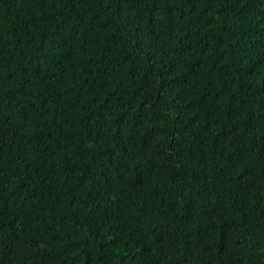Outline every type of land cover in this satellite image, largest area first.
I'll list each match as a JSON object with an SVG mask.
<instances>
[{
  "label": "trees",
  "instance_id": "trees-1",
  "mask_svg": "<svg viewBox=\"0 0 264 264\" xmlns=\"http://www.w3.org/2000/svg\"><path fill=\"white\" fill-rule=\"evenodd\" d=\"M0 264H264V0H0Z\"/></svg>",
  "mask_w": 264,
  "mask_h": 264
}]
</instances>
